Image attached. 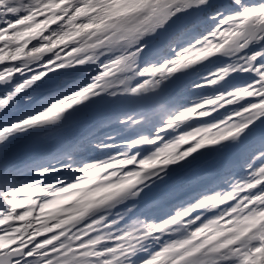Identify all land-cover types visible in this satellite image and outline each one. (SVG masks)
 <instances>
[{
  "label": "snow or ice",
  "instance_id": "snow-or-ice-1",
  "mask_svg": "<svg viewBox=\"0 0 264 264\" xmlns=\"http://www.w3.org/2000/svg\"><path fill=\"white\" fill-rule=\"evenodd\" d=\"M0 264H264V0H0Z\"/></svg>",
  "mask_w": 264,
  "mask_h": 264
}]
</instances>
